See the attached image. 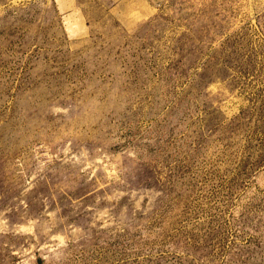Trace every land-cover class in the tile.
<instances>
[{
	"label": "rangeland",
	"instance_id": "374dc122",
	"mask_svg": "<svg viewBox=\"0 0 264 264\" xmlns=\"http://www.w3.org/2000/svg\"><path fill=\"white\" fill-rule=\"evenodd\" d=\"M0 264H264V0H0Z\"/></svg>",
	"mask_w": 264,
	"mask_h": 264
}]
</instances>
